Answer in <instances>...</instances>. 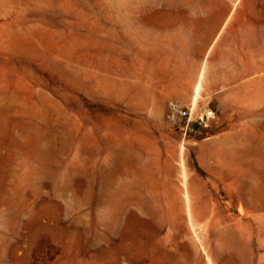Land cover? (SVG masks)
<instances>
[{"label":"rangeland","instance_id":"1","mask_svg":"<svg viewBox=\"0 0 264 264\" xmlns=\"http://www.w3.org/2000/svg\"><path fill=\"white\" fill-rule=\"evenodd\" d=\"M158 1L0 0V264H264V0Z\"/></svg>","mask_w":264,"mask_h":264},{"label":"bare ground","instance_id":"2","mask_svg":"<svg viewBox=\"0 0 264 264\" xmlns=\"http://www.w3.org/2000/svg\"><path fill=\"white\" fill-rule=\"evenodd\" d=\"M163 1V0H162ZM183 0H169L168 2L166 1H163L162 3L159 2V7H157L158 9H154L153 11V14L151 17L155 18V19H158L159 18L157 16L159 15H162V14H165V13H170V11H166V8L167 7H170L171 5V2H174V3H178V2H181ZM199 1V0H198ZM186 3H188L186 1ZM158 4V3H157ZM179 4V3H178ZM177 4V5H178ZM183 4V3H182ZM188 5V4H186ZM179 6V5H178ZM181 6V5H180ZM185 6V5H184ZM189 6V5H188ZM182 7V6H181ZM152 9V8H151ZM169 9V8H168ZM173 10V9H172ZM172 12V11H171ZM183 12V11H182ZM183 15V14H182ZM160 17V16H159ZM164 17V16H163ZM213 47V46H212ZM197 89H198V86L196 85L195 87V94L192 98V103L194 104L196 102V93H197ZM256 153L260 159V161L262 162H250V165L251 167L253 168V173L255 174V177H251L250 180H246L245 182H242V184H244L246 187L250 188V189H256L259 191L260 189V179H259V175H261L260 171H261V165H264V146L263 145H258V147L256 148ZM258 161V160H257ZM183 167V166H182ZM240 178V177H239ZM182 180H183V185H185V176H182ZM239 180V179H238ZM238 182V181H237ZM255 191V190H254ZM187 195V194H186ZM231 197V195H229ZM240 196V195H239ZM186 197V196H185ZM241 198V196H240ZM187 201V200H186ZM189 213V212H188Z\"/></svg>","mask_w":264,"mask_h":264},{"label":"built area","instance_id":"3","mask_svg":"<svg viewBox=\"0 0 264 264\" xmlns=\"http://www.w3.org/2000/svg\"><path fill=\"white\" fill-rule=\"evenodd\" d=\"M189 109L181 106L174 100L166 101L163 111V120L170 128L185 133L188 128Z\"/></svg>","mask_w":264,"mask_h":264},{"label":"crops","instance_id":"4","mask_svg":"<svg viewBox=\"0 0 264 264\" xmlns=\"http://www.w3.org/2000/svg\"><path fill=\"white\" fill-rule=\"evenodd\" d=\"M151 40L157 42V41H162V39L172 41L174 38H178L177 35L184 40H188L190 38V31L188 29L186 30H181L180 32L174 33L173 31L171 32H163V31H150L149 33ZM192 79V75L189 76V80ZM180 88L183 90L184 95L189 94L192 90L191 83H186L180 86ZM179 102L181 104H185L186 100L183 98V96L178 97Z\"/></svg>","mask_w":264,"mask_h":264}]
</instances>
